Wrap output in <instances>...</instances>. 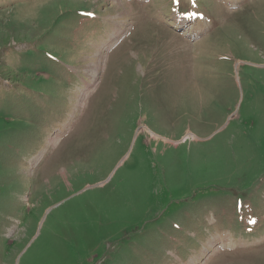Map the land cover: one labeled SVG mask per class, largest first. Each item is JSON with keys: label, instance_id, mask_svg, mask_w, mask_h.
Returning a JSON list of instances; mask_svg holds the SVG:
<instances>
[{"label": "rangeland", "instance_id": "rangeland-1", "mask_svg": "<svg viewBox=\"0 0 264 264\" xmlns=\"http://www.w3.org/2000/svg\"><path fill=\"white\" fill-rule=\"evenodd\" d=\"M130 1L0 0V264H264V0Z\"/></svg>", "mask_w": 264, "mask_h": 264}, {"label": "snow or ice", "instance_id": "snow-or-ice-1", "mask_svg": "<svg viewBox=\"0 0 264 264\" xmlns=\"http://www.w3.org/2000/svg\"><path fill=\"white\" fill-rule=\"evenodd\" d=\"M173 3L174 4H178L179 3V0H173ZM90 15V14H89ZM254 223V221H252Z\"/></svg>", "mask_w": 264, "mask_h": 264}]
</instances>
